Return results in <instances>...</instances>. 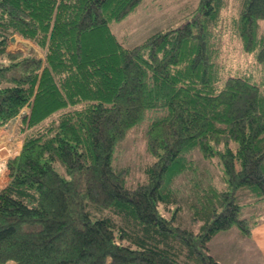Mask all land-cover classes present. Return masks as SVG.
<instances>
[{"label":"trees","instance_id":"16d2710c","mask_svg":"<svg viewBox=\"0 0 264 264\" xmlns=\"http://www.w3.org/2000/svg\"><path fill=\"white\" fill-rule=\"evenodd\" d=\"M142 1L0 0V127L18 119L22 135L0 187V264H222L213 237L259 223L241 191L264 201V0H240L227 24L254 59L233 72L227 0H196L128 47L112 24ZM15 34L43 56L11 50ZM141 125L151 161L131 185L114 160ZM197 150L222 165L224 187ZM186 205L198 229L178 221Z\"/></svg>","mask_w":264,"mask_h":264},{"label":"rangeland","instance_id":"374dc122","mask_svg":"<svg viewBox=\"0 0 264 264\" xmlns=\"http://www.w3.org/2000/svg\"><path fill=\"white\" fill-rule=\"evenodd\" d=\"M196 0H143L123 20L114 22L112 29L118 39L126 46L137 45L160 30L170 29L181 24L195 6ZM240 0H227L221 15V25L224 26L221 44L223 47L222 61L226 69L248 70L254 68V59L242 50L241 40L231 32L227 24L237 13ZM190 20V18H189ZM264 26V20L262 21ZM9 48L11 50L31 51L43 56L41 48L33 41L15 34ZM233 70V71H232ZM18 120V119H16ZM19 121V120H18ZM14 121L8 127H0V163L3 170L0 173V187H12L10 183L8 161L17 155L22 146L20 124ZM144 125L138 126L130 132L127 140L120 145L114 163L117 167L129 166L128 184L136 185L144 177L143 167L151 161L146 150ZM199 167L209 181L219 187L225 186L224 169L216 159L202 157L199 150L195 152ZM243 215L250 219L264 222V201L253 199L247 192L241 191ZM240 193V192H239ZM175 207V205H173ZM191 209L183 206L178 212V221L184 226L198 229L200 222L193 220ZM245 236L237 225L221 230L210 242L212 254L222 264H264V238Z\"/></svg>","mask_w":264,"mask_h":264},{"label":"crops","instance_id":"0c3cea01","mask_svg":"<svg viewBox=\"0 0 264 264\" xmlns=\"http://www.w3.org/2000/svg\"><path fill=\"white\" fill-rule=\"evenodd\" d=\"M15 121H18V120H15ZM19 122V121H18ZM5 127H8V126H5ZM2 128V127H1ZM252 235H255V236H258L257 239L258 240H261L262 238H264V222L262 223H258L253 229H252V232H251ZM244 235V234H243ZM245 236H248V235H245ZM263 245H264V242H263Z\"/></svg>","mask_w":264,"mask_h":264},{"label":"bare ground","instance_id":"6f19581e","mask_svg":"<svg viewBox=\"0 0 264 264\" xmlns=\"http://www.w3.org/2000/svg\"><path fill=\"white\" fill-rule=\"evenodd\" d=\"M2 163V162H1ZM0 163V173L2 172L3 164Z\"/></svg>","mask_w":264,"mask_h":264}]
</instances>
